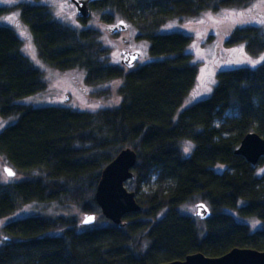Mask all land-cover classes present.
I'll list each match as a JSON object with an SVG mask.
<instances>
[{
	"label": "trees",
	"instance_id": "obj_1",
	"mask_svg": "<svg viewBox=\"0 0 264 264\" xmlns=\"http://www.w3.org/2000/svg\"><path fill=\"white\" fill-rule=\"evenodd\" d=\"M256 1L90 5L91 12L106 11L103 23L119 17L135 29L137 41L148 43L149 61L132 69L110 62L99 31L65 26L46 5L0 7V17L18 12L48 67L83 72L86 87L119 83L117 104L94 112L19 104L47 86L22 54L20 38L0 25V118L16 119L0 131V159L23 178L0 183V220L29 204H57L106 222L80 228L67 217L11 220L1 228L0 264H163L196 253L218 258L235 248L264 251V157L252 166L235 154L246 134L264 138V59L254 68L219 70L210 96L180 111L197 75L188 53L193 40L160 33L172 20L248 10ZM221 46L257 57L264 54V33L255 25H237ZM92 95L106 103L111 97L108 90ZM126 148L135 152L136 164L125 188L135 194L140 211L114 225L101 215L94 196L103 168ZM152 177L153 184L142 190ZM198 202L209 207L208 219L181 213L182 206Z\"/></svg>",
	"mask_w": 264,
	"mask_h": 264
},
{
	"label": "rangeland",
	"instance_id": "obj_2",
	"mask_svg": "<svg viewBox=\"0 0 264 264\" xmlns=\"http://www.w3.org/2000/svg\"><path fill=\"white\" fill-rule=\"evenodd\" d=\"M21 2L48 6L54 19L70 28L77 30L90 28L99 31L103 46L109 50L110 62L113 64L117 63L116 61L121 57V50L140 51V59L135 64L136 67L149 61L147 56L148 43L137 41L135 29L127 22V30L125 32L111 35L106 31L107 26H115L117 22L123 20L119 17H114L111 24L103 23L101 15L106 14V11L100 13L91 12L90 17L82 23L77 17L75 7L69 0H0V7H14ZM18 16L17 11L11 10L8 14L0 17V25L9 26L20 38L22 54L43 74L47 86L45 91L26 97L20 100L19 104L33 108L56 107L80 112H94L106 104L110 106L117 104L118 100L115 96V91L119 84L118 82L99 87H86L83 83V72H60L45 65L38 58L29 30L19 21ZM237 25H255L260 27L264 33V0H257L248 10L222 9L216 13L206 12L197 17L172 20L160 29L162 34L179 32L190 36L193 40L188 53L191 62L197 66V75L194 86L186 97L180 111L210 96L215 86L216 73L219 70L240 67L254 68L263 61L264 54L257 57H249L241 47L226 51L222 48L221 45L228 32ZM107 90L109 96H111L107 103L94 99L92 94ZM15 121V118L4 120L0 118V131ZM187 151V148L184 147V152ZM4 167L12 169L5 161L0 159V183H16L23 179L22 176L17 174L14 177L6 176L3 171ZM153 182L154 178L152 177L149 184L144 186L142 190H146ZM195 204L182 206L180 208L181 213L194 215ZM85 214L87 213L81 212L76 207H65L57 204H29L10 217L0 220V241L2 239L1 228L11 220L34 215L58 216L73 218L79 223L80 228H84L85 226L80 223ZM245 221L253 229L259 227L258 222L253 220ZM105 224L106 222L96 216L94 225L103 226Z\"/></svg>",
	"mask_w": 264,
	"mask_h": 264
},
{
	"label": "water",
	"instance_id": "obj_3",
	"mask_svg": "<svg viewBox=\"0 0 264 264\" xmlns=\"http://www.w3.org/2000/svg\"><path fill=\"white\" fill-rule=\"evenodd\" d=\"M76 9L79 19L87 20L90 17V5L102 2L103 0H69ZM126 22L120 20L115 26H107L106 31L111 35L125 32ZM140 51L121 50L118 62L126 69H132L140 59ZM237 156H241L245 161L256 166L264 157V138L256 133L246 134L237 150ZM136 164V154L130 148L123 149L116 157L108 163L102 170L100 179L95 190V202L100 209L101 215L114 225H121L126 215L140 211L136 202L135 194L125 188V183L134 178L132 170ZM5 169H9L13 175L9 176ZM4 173L8 177H14L12 169L4 167ZM211 215L209 207L204 202L195 204L194 216L201 221L208 219ZM93 217L89 222H85L87 217ZM96 222L94 214L87 213L83 216L81 225L90 227ZM163 264H264V251L252 249L235 248L218 258H209L201 253L191 254L182 261H173Z\"/></svg>",
	"mask_w": 264,
	"mask_h": 264
},
{
	"label": "snow or ice",
	"instance_id": "obj_4",
	"mask_svg": "<svg viewBox=\"0 0 264 264\" xmlns=\"http://www.w3.org/2000/svg\"><path fill=\"white\" fill-rule=\"evenodd\" d=\"M264 59V58H262ZM253 63H256V62H253ZM5 171L8 173L9 176L13 175V173L9 170V169H5ZM93 219V217L89 216L86 218V221L85 222H89Z\"/></svg>",
	"mask_w": 264,
	"mask_h": 264
},
{
	"label": "flooded vegetation",
	"instance_id": "obj_5",
	"mask_svg": "<svg viewBox=\"0 0 264 264\" xmlns=\"http://www.w3.org/2000/svg\"><path fill=\"white\" fill-rule=\"evenodd\" d=\"M118 60H119V58H118ZM118 60H117V61H118Z\"/></svg>",
	"mask_w": 264,
	"mask_h": 264
}]
</instances>
